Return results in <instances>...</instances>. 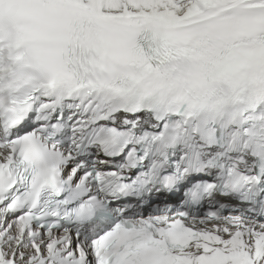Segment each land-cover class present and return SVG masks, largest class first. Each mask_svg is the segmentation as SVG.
<instances>
[{"label": "snow or ice", "instance_id": "1", "mask_svg": "<svg viewBox=\"0 0 264 264\" xmlns=\"http://www.w3.org/2000/svg\"><path fill=\"white\" fill-rule=\"evenodd\" d=\"M0 264H264V0H0Z\"/></svg>", "mask_w": 264, "mask_h": 264}]
</instances>
